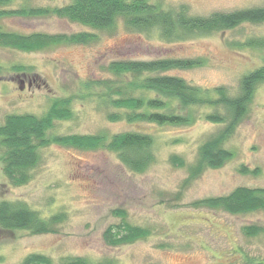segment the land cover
<instances>
[{
	"label": "rangeland",
	"instance_id": "obj_1",
	"mask_svg": "<svg viewBox=\"0 0 264 264\" xmlns=\"http://www.w3.org/2000/svg\"><path fill=\"white\" fill-rule=\"evenodd\" d=\"M26 1L39 6L71 2L15 0L8 8H19ZM149 1L166 10L185 5L194 16L264 7V0ZM0 25L23 33L86 31L97 35L86 44H57L36 52L0 47V124L9 114L42 116L54 103L70 102L73 117L58 121L54 134H106L110 138L144 131L155 139V162L143 173L128 169L106 147H44L32 179L21 186L9 182L0 163V201L25 202L44 217L67 215L50 233L0 229V264H20L31 253L45 254L53 264L77 256L100 264H264V211L231 214L194 205L239 187L264 188V82L257 86L247 115L225 142L234 156L195 178L190 167L197 163L200 147L224 128L206 117L216 110L224 113L223 107L185 108L172 100L170 105L191 115V122L159 126L110 120L109 114L120 110L104 101L106 95L116 97L120 91L125 96L155 94L132 83L131 75L110 71L113 61L174 57L201 58L206 63L168 74L203 90L222 86L228 95H236L242 77L264 65V47L246 45L251 39L264 38V22L244 23L181 42L165 40L157 29H132L123 19L108 30L58 16L3 17ZM174 155L183 158L184 165H176ZM243 167L249 172L242 171ZM119 211H125L128 222L146 228L148 234L131 244L108 245L104 233L121 222ZM250 226L262 230L249 235L246 228Z\"/></svg>",
	"mask_w": 264,
	"mask_h": 264
},
{
	"label": "trees",
	"instance_id": "obj_2",
	"mask_svg": "<svg viewBox=\"0 0 264 264\" xmlns=\"http://www.w3.org/2000/svg\"><path fill=\"white\" fill-rule=\"evenodd\" d=\"M14 1L0 0V20L3 17L58 16L93 29L108 30L123 19L132 29L141 31L157 29L162 38L175 42L234 29L244 23L264 22V7L194 16L185 5L175 10H166L149 0H71L62 6H39L26 1L19 8H8ZM96 36L86 31L74 34L23 33L8 31L0 25V47L23 52L42 51L57 44H86L94 41ZM246 45L262 48L264 38L251 39ZM205 63L201 58L175 57L113 61L109 65L110 71L118 76L131 75L132 83L145 92L155 94L145 97L125 96L124 92L120 91L116 97L109 95L108 98L106 95L104 99L106 103L120 110L119 113L109 114L110 120L124 119L129 123L141 122L159 126L191 122V115L183 114L170 105L172 100L178 101L185 108L196 105L223 107L224 113L216 110L206 117L216 124H223L224 128L200 147L197 163L190 167L191 178L197 177L208 167H221L234 156L232 151L225 148V142L247 115L257 86L264 82V65L246 73L241 79L240 91L233 96L227 94L225 87H216L213 91L203 90L182 77L168 74L171 70L192 69L204 66ZM87 87L91 88L93 84L87 83ZM72 117L70 102H56L42 116L30 113L7 115L5 121L0 124V163L12 185L21 186L28 183L41 162V150L53 144L90 150L106 147L116 152L128 169L138 173L147 171L155 162V139L149 132H123L110 138L106 134L53 133L58 121L69 120ZM172 160L176 165H184V159L177 155L172 156ZM242 171L249 172L244 167ZM194 205L223 209L231 214L264 211V188L239 187L228 195L201 199ZM116 214L122 217V220L105 231L104 238L108 245L131 244L148 234L146 228L128 222L125 211ZM66 216L65 212H60L44 217L40 211L25 202L0 201V229L4 231L27 230L32 233H50L56 231ZM246 229L249 235H257L262 230L251 226ZM20 264H53V261L45 254L31 253ZM62 264L100 263L77 256L62 258Z\"/></svg>",
	"mask_w": 264,
	"mask_h": 264
}]
</instances>
